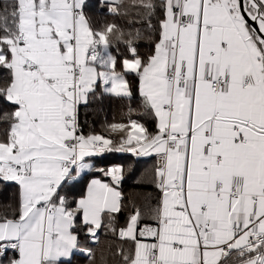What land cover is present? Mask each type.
Returning a JSON list of instances; mask_svg holds the SVG:
<instances>
[{"label":"snow or ice","instance_id":"snow-or-ice-1","mask_svg":"<svg viewBox=\"0 0 264 264\" xmlns=\"http://www.w3.org/2000/svg\"><path fill=\"white\" fill-rule=\"evenodd\" d=\"M84 7L4 0L0 96L15 110L0 136V181L18 192L0 213V264L91 260L80 233L95 240L102 227L127 245L121 264H264V0H139L154 37L145 56L139 32L94 28ZM113 37L130 57L111 54ZM129 75L154 130L129 118L85 134L80 105L98 90L130 97ZM106 152L155 157L160 196L147 216L133 206L118 224L122 167L77 199L61 195Z\"/></svg>","mask_w":264,"mask_h":264},{"label":"trees","instance_id":"trees-1","mask_svg":"<svg viewBox=\"0 0 264 264\" xmlns=\"http://www.w3.org/2000/svg\"><path fill=\"white\" fill-rule=\"evenodd\" d=\"M119 6V14L110 11L109 5ZM4 0H0V16L4 15ZM84 14L94 28H102L106 24H115L126 35L140 33L139 38L133 40L138 53L145 56L151 50L153 33L147 24L146 11L139 7V0H85ZM159 15L157 12L156 16ZM153 16L152 23H156ZM3 21L0 20V24ZM118 60L130 57L128 45L123 39L112 38L109 49ZM119 70V66H118ZM7 75L0 70V82ZM131 96L119 98L108 94H101L98 90L96 97L91 98L87 104L79 108V120L85 134L90 131L100 132L106 124L112 122L135 119L144 124L150 131L155 128V120L151 114L142 107V99L138 92V81L133 75L128 76ZM15 110V106L0 96V136L8 127L7 116ZM92 168L78 178L66 183L61 190V195H66L69 200L79 198L85 191L87 182L94 177L108 179L103 176V171L112 167H122L124 178L120 190L124 196L127 208L117 216L118 224L123 225L128 210L133 206L139 208L146 216L156 206L160 193L153 180V169L156 165L155 157H136L131 153L110 152L90 158ZM17 186L12 182L0 181V213L11 212L17 201ZM81 245L92 250L93 258L75 252L66 264H121L117 250L123 245L127 247L118 236L109 229L102 227L98 230L97 239H87L83 232L80 233ZM11 255V253H9ZM227 264H238V258L233 255L227 259Z\"/></svg>","mask_w":264,"mask_h":264},{"label":"crops","instance_id":"crops-1","mask_svg":"<svg viewBox=\"0 0 264 264\" xmlns=\"http://www.w3.org/2000/svg\"><path fill=\"white\" fill-rule=\"evenodd\" d=\"M86 171H87V170H86ZM86 171H85V172H86ZM82 174H83V173H82ZM80 176H81V175H80ZM78 177H79V176H78ZM78 177H75V176H74V178H78ZM94 178H95V177H94ZM91 179H92V178H91ZM101 179H102V178H101ZM103 180H106V179H103ZM107 180H108V179H107ZM88 182H89V181H88ZM88 182H87V183H88ZM86 187H87V184H86V186H85V190H86Z\"/></svg>","mask_w":264,"mask_h":264},{"label":"built area","instance_id":"built-area-1","mask_svg":"<svg viewBox=\"0 0 264 264\" xmlns=\"http://www.w3.org/2000/svg\"><path fill=\"white\" fill-rule=\"evenodd\" d=\"M155 162H156V159H155ZM109 179V178H108Z\"/></svg>","mask_w":264,"mask_h":264}]
</instances>
